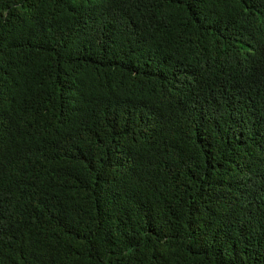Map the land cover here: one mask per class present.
<instances>
[{
    "label": "trees",
    "instance_id": "obj_1",
    "mask_svg": "<svg viewBox=\"0 0 264 264\" xmlns=\"http://www.w3.org/2000/svg\"><path fill=\"white\" fill-rule=\"evenodd\" d=\"M0 264H264V0H0Z\"/></svg>",
    "mask_w": 264,
    "mask_h": 264
}]
</instances>
